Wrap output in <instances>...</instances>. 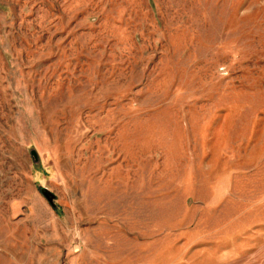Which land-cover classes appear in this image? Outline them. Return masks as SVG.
Returning a JSON list of instances; mask_svg holds the SVG:
<instances>
[{"label": "rangeland", "instance_id": "obj_1", "mask_svg": "<svg viewBox=\"0 0 264 264\" xmlns=\"http://www.w3.org/2000/svg\"><path fill=\"white\" fill-rule=\"evenodd\" d=\"M0 264H264V0H0Z\"/></svg>", "mask_w": 264, "mask_h": 264}, {"label": "water", "instance_id": "obj_2", "mask_svg": "<svg viewBox=\"0 0 264 264\" xmlns=\"http://www.w3.org/2000/svg\"><path fill=\"white\" fill-rule=\"evenodd\" d=\"M44 193H45V192H44ZM45 197H47V196H46V193H45ZM49 200H50V199H49Z\"/></svg>", "mask_w": 264, "mask_h": 264}]
</instances>
